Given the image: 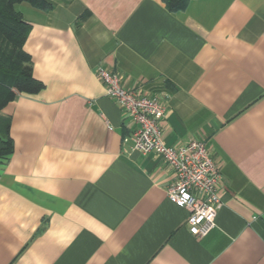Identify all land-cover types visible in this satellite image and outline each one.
<instances>
[{
    "label": "crops",
    "instance_id": "crops-1",
    "mask_svg": "<svg viewBox=\"0 0 264 264\" xmlns=\"http://www.w3.org/2000/svg\"><path fill=\"white\" fill-rule=\"evenodd\" d=\"M46 1L16 6L44 89L2 111L0 264H264V0ZM99 68L165 105L167 146L206 143L223 203L206 237L163 159L123 142L134 125Z\"/></svg>",
    "mask_w": 264,
    "mask_h": 264
},
{
    "label": "built area",
    "instance_id": "built-area-1",
    "mask_svg": "<svg viewBox=\"0 0 264 264\" xmlns=\"http://www.w3.org/2000/svg\"><path fill=\"white\" fill-rule=\"evenodd\" d=\"M97 75L106 95L127 115L134 127L124 138L142 154L156 153L175 174L168 189V198L177 207L187 209V224L196 238L206 237L215 227L222 207L220 167L212 159L206 143L192 139L177 146H167L163 140L162 121L165 105L137 89H126L122 78L105 68Z\"/></svg>",
    "mask_w": 264,
    "mask_h": 264
},
{
    "label": "trees",
    "instance_id": "trees-1",
    "mask_svg": "<svg viewBox=\"0 0 264 264\" xmlns=\"http://www.w3.org/2000/svg\"><path fill=\"white\" fill-rule=\"evenodd\" d=\"M162 1L171 12H179L190 0ZM19 4L43 11L52 8L46 0H0V164L7 163L14 152L10 118L2 111L22 94L34 95L44 89V84L34 77L32 58L24 49L31 25L16 9Z\"/></svg>",
    "mask_w": 264,
    "mask_h": 264
}]
</instances>
